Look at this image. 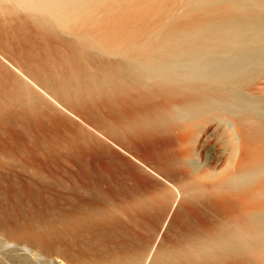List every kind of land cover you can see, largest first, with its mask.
<instances>
[{
	"label": "bare ground",
	"instance_id": "6f19581e",
	"mask_svg": "<svg viewBox=\"0 0 264 264\" xmlns=\"http://www.w3.org/2000/svg\"><path fill=\"white\" fill-rule=\"evenodd\" d=\"M13 1L0 34L34 66L0 61V151H29L4 133L62 149L83 186H0V264H264V0ZM70 117L138 165L105 160ZM203 119V141L231 139L208 181L187 167ZM214 149L197 162L218 163ZM176 222L179 243L157 244Z\"/></svg>",
	"mask_w": 264,
	"mask_h": 264
},
{
	"label": "rangeland",
	"instance_id": "374dc122",
	"mask_svg": "<svg viewBox=\"0 0 264 264\" xmlns=\"http://www.w3.org/2000/svg\"><path fill=\"white\" fill-rule=\"evenodd\" d=\"M4 2L9 6L14 4L13 0H4ZM8 18H10V15L0 6V21L4 26L7 25V22H12L9 21ZM5 59H7L10 63H8ZM0 61L10 69L14 70V68L11 66V64H13L14 66H18L20 68L23 67V71L26 72L33 69L34 66L32 61H30L26 56L24 46H22L16 40H8L4 34H0ZM262 76V74L258 75L257 79L259 81L262 80ZM260 94L264 95V92ZM54 113L62 118L67 117V115L61 112L59 109H55ZM70 119H72L77 124H80V129L88 137L86 145L101 153L105 160L118 163V165L122 168H124V162L127 160H130L132 163L138 165L133 157L123 152L122 148L128 150L125 143L117 140L113 135L107 133L102 127L96 126L92 123H89L91 125V127H89L80 123L74 117H70ZM214 121L215 120L206 119L195 121V124L191 127L192 136L190 141L187 143L192 148L190 164L187 166L190 174L194 176L196 174L200 177H204L206 180L209 179V173L212 174L213 172L216 175L222 171L224 168V161L227 159L231 147V139L227 134H223V136H221L218 140H215V138H209V140L203 141V130L212 127V123ZM63 127L64 125L62 128ZM1 138L6 142H16L17 140L22 149L29 147L27 149L29 151L26 154H20V152H18L16 149H12L9 153L0 151V186H83L80 176L78 175V166L72 164L68 156L64 154V150L56 149L55 154L49 152V147L44 143L42 145L30 144V142L23 141L20 136L13 133H4L1 135ZM92 138H95L96 142H94ZM208 145H214L215 152L221 146L225 147V151L220 157V161L218 163L213 162L211 167H208L207 165L201 166V164L197 162V160L204 159L206 155V147ZM132 154L136 158L148 164V166L154 168V165L149 158L134 152H132ZM63 156L65 159H63ZM22 157H28V159L32 161L37 160L38 163L43 164L42 168L37 169L35 166H32V168H21L20 159H22ZM138 173H141L156 183L158 181L162 183V185H165V183H163L160 179H155L154 175L149 174L148 171H146V173ZM134 176H137V174L135 173ZM102 186L106 185L103 184ZM161 222L162 221L156 224L155 231L152 233V236L146 239V244L148 242V246L146 245L147 248H143L140 251V254L143 258L148 252L150 245L153 243L156 237L155 234L159 232L161 228ZM140 231L141 230L139 228L132 226V232ZM173 235L174 237H169L166 234V230L163 229L161 231V237L164 236L163 238L165 240L163 239L164 242L158 240L157 244H162L164 247L168 246L169 244H178L181 239L180 222L175 223ZM63 260L65 261V259ZM63 260H61L62 263H64Z\"/></svg>",
	"mask_w": 264,
	"mask_h": 264
}]
</instances>
